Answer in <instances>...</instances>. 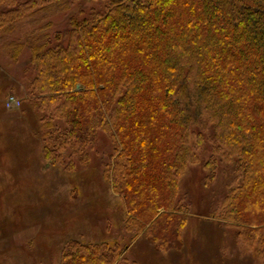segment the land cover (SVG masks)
<instances>
[{
    "label": "trees",
    "instance_id": "trees-1",
    "mask_svg": "<svg viewBox=\"0 0 264 264\" xmlns=\"http://www.w3.org/2000/svg\"><path fill=\"white\" fill-rule=\"evenodd\" d=\"M80 1L104 6L47 44L31 35L4 45L15 61L30 54L43 160L72 172L105 135L115 155L103 176L128 231L177 251L188 211L179 181L208 142L207 180L233 167L212 216L264 261V0H0V32ZM120 254L72 240L60 264H126Z\"/></svg>",
    "mask_w": 264,
    "mask_h": 264
},
{
    "label": "rangeland",
    "instance_id": "rangeland-1",
    "mask_svg": "<svg viewBox=\"0 0 264 264\" xmlns=\"http://www.w3.org/2000/svg\"><path fill=\"white\" fill-rule=\"evenodd\" d=\"M103 6L80 1L36 24L21 23L10 36L0 32V264H60L72 240L116 246L126 264H264L237 236L236 225L212 216L233 178V167L225 170L222 165L209 182L204 168L212 150L208 142L179 181L188 211L177 251H160L145 234L128 231L123 200L103 176L115 155L105 135H98L89 163L75 160L72 172L64 169L66 161L51 166L43 160L40 116L29 97L35 77L30 54L25 48L15 61L4 45L31 35L47 44L67 28L70 18L80 20ZM10 98L19 106L7 107Z\"/></svg>",
    "mask_w": 264,
    "mask_h": 264
},
{
    "label": "built area",
    "instance_id": "built-area-1",
    "mask_svg": "<svg viewBox=\"0 0 264 264\" xmlns=\"http://www.w3.org/2000/svg\"><path fill=\"white\" fill-rule=\"evenodd\" d=\"M19 106V103H18V101H16L15 99H13V98H10L9 99V103H7V107H9V106Z\"/></svg>",
    "mask_w": 264,
    "mask_h": 264
}]
</instances>
